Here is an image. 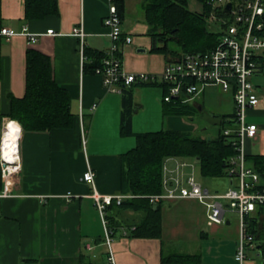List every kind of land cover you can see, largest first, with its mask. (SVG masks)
<instances>
[{
    "label": "crops",
    "instance_id": "obj_1",
    "mask_svg": "<svg viewBox=\"0 0 264 264\" xmlns=\"http://www.w3.org/2000/svg\"><path fill=\"white\" fill-rule=\"evenodd\" d=\"M55 1L54 13L26 16L25 0H0V26L15 30L26 26L37 34L33 43L20 34L8 39L0 35V110H8L10 95H23L25 52L34 48L49 57L52 77L68 91L73 113L70 128L21 127L18 182L12 195L0 198V264H111L102 221L90 196L92 187L82 174L91 168L100 194L121 193V155L135 145L136 139L120 133L122 93L106 90L98 74L83 71L79 38L71 33L80 24L84 47L107 49L110 38L102 18L111 0ZM122 1L121 31L131 37L121 46L123 68L129 73L160 74L167 58L149 52L144 0ZM193 2L196 7L188 9L201 13L202 4ZM49 28L54 33H46ZM255 84L259 101L247 111L246 121L256 123L257 129L245 147L247 154H264V83ZM125 87L131 92L134 132H145L148 130L141 128H157L158 124V130L195 128L185 116L164 113L159 81ZM191 104L212 115L233 111L231 94L217 86H207ZM117 204L110 202L104 207L115 264H237L233 254L238 217L234 211L225 209L220 222L207 224V209L197 200H163L159 205L160 236L140 237L131 236L130 230L142 212ZM169 255L191 258L172 261L167 260ZM246 264H264L258 250L247 251Z\"/></svg>",
    "mask_w": 264,
    "mask_h": 264
},
{
    "label": "built area",
    "instance_id": "obj_2",
    "mask_svg": "<svg viewBox=\"0 0 264 264\" xmlns=\"http://www.w3.org/2000/svg\"><path fill=\"white\" fill-rule=\"evenodd\" d=\"M229 0H208L215 16L220 20L219 36L216 44L206 51L183 53L175 61H166L160 74L147 72L129 73L125 71L121 58V46L129 43L131 37L121 31V17L117 13L115 0L107 6L102 18L108 29L110 44L104 50L101 65L95 68L103 87L115 93H121L123 87L133 83L163 82L167 84V93L163 101L176 97L182 102L191 103L207 86H217L232 96L233 114L224 118L221 130L226 142L234 146L235 152L228 157L225 173L231 183L224 192L209 190L197 179V157H179L169 155L162 163V192L149 194L150 203L177 198H191L202 203L206 209V223L222 220L225 209L234 211L238 217V234L233 257L237 264H246L247 251L255 248L253 235L247 231L245 216L257 206H264V187L261 178L246 157L245 142L256 134L257 124L246 121L247 111L257 105L259 93L252 79L264 74V35L261 14L264 12L263 0H241L230 12L223 6ZM227 15H219L217 11ZM46 33H54L49 28ZM79 38L81 65L86 60L84 54V31L79 24L71 30ZM23 35L29 43L37 39V34L29 32L26 26L15 30L7 26L0 27V35L8 39L13 35ZM94 107V104L91 108ZM20 123L8 116L0 117V198L10 196L18 182L21 169ZM82 179L92 187L90 196L103 225V242L107 248L108 260L115 264L112 251L111 231L104 217V207L112 200L116 203L131 194H100L94 186V172L87 167ZM67 193L65 197H68ZM133 228V226H132Z\"/></svg>",
    "mask_w": 264,
    "mask_h": 264
},
{
    "label": "trees",
    "instance_id": "obj_3",
    "mask_svg": "<svg viewBox=\"0 0 264 264\" xmlns=\"http://www.w3.org/2000/svg\"><path fill=\"white\" fill-rule=\"evenodd\" d=\"M203 6L201 13L188 9L187 0H144L142 3L147 33L151 38L149 52L162 53L166 56L179 57L183 53L206 51L212 48L219 32L207 28L206 17L211 10L208 0H197ZM117 13L122 17L123 1L115 0ZM264 8V0L262 2ZM56 11L55 0H25L26 16H44ZM219 15H227L217 11ZM262 34L264 35V12L260 16ZM1 27V26H0ZM88 58L83 63V71L94 73L101 65L104 51L84 47ZM143 82L140 84H150ZM163 94L167 93V84L160 82ZM120 133L134 135L135 145L121 155L120 190L123 194H131L117 204L119 208L141 211V218L133 224L131 236L159 237L160 213L157 202L153 208L147 195L162 192V163L166 156L197 157L199 173L203 176H226L225 166L228 157L235 152L234 146L226 142L221 133L224 118L221 115L220 125L207 140V135L194 134L192 131L160 129L156 131L134 132L131 129V92L122 89ZM69 93L52 77L49 57L34 48L25 52V87L20 97L9 96V108L0 110L1 116L17 120L26 130H44L51 128H70L73 113L69 108ZM163 101V100H162ZM166 114L182 115L193 118L200 114L197 107L180 99L171 98L163 101ZM258 172L264 187V154H246ZM230 185V182H229ZM111 203H116L112 200ZM247 231L253 235L255 248L259 251L264 263V206H257L245 216ZM258 245V248L256 246ZM191 258L185 256H168L167 260L183 261ZM165 260L166 258H162Z\"/></svg>",
    "mask_w": 264,
    "mask_h": 264
},
{
    "label": "rangeland",
    "instance_id": "obj_4",
    "mask_svg": "<svg viewBox=\"0 0 264 264\" xmlns=\"http://www.w3.org/2000/svg\"><path fill=\"white\" fill-rule=\"evenodd\" d=\"M188 7L189 8H195L196 5L193 2V0H189L188 1ZM206 23H207V28L211 31H217L219 32L220 30V20L217 19V17L214 14L213 9L210 10V12L208 13V16L206 17ZM252 81L254 83L258 84L260 83L261 85L264 83V74L258 77H254L252 79ZM229 110L231 111V107H229ZM141 116V115H140ZM186 118V117H184ZM186 121H188V123H191L192 126H195L194 129H192V132L194 134H200V135H214L216 132V126L207 123L206 121L202 120L201 118L194 116L193 118L189 119H185ZM191 120V121H190ZM157 128H141V130L145 131H155L158 130L160 127V124H158V126H155ZM135 138V136H134ZM195 174L196 177L198 179V181L206 188H208L209 190H215L217 192H224L228 187H229V177L228 176H220V177H209V176H203L201 174H199L198 172V165H196L195 168Z\"/></svg>",
    "mask_w": 264,
    "mask_h": 264
},
{
    "label": "water",
    "instance_id": "obj_5",
    "mask_svg": "<svg viewBox=\"0 0 264 264\" xmlns=\"http://www.w3.org/2000/svg\"><path fill=\"white\" fill-rule=\"evenodd\" d=\"M240 1L241 0H229V1H227L225 3V5L223 6V10L225 12H230L235 7V4L239 3ZM166 58H167L168 61H175L177 59L176 57H171L170 53L166 54ZM174 98H176V97H174ZM197 110L201 111V106H198ZM200 118L202 120L206 121L207 123L212 124V125H220L221 120H222L221 115H212V114H210L209 112H207L205 110H203L201 112ZM208 139H210L209 135H207V140ZM230 183H231V180H230ZM156 205H157V203H153V208H155ZM256 248H258V245L256 246Z\"/></svg>",
    "mask_w": 264,
    "mask_h": 264
},
{
    "label": "flooded vegetation",
    "instance_id": "obj_6",
    "mask_svg": "<svg viewBox=\"0 0 264 264\" xmlns=\"http://www.w3.org/2000/svg\"><path fill=\"white\" fill-rule=\"evenodd\" d=\"M203 111V109H201V111H199L200 112V115H201V112ZM214 115V114H213Z\"/></svg>",
    "mask_w": 264,
    "mask_h": 264
}]
</instances>
